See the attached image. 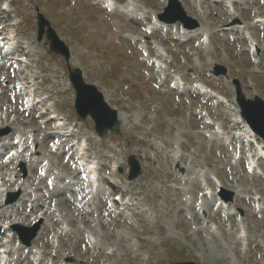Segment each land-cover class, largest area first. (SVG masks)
Wrapping results in <instances>:
<instances>
[{
  "label": "rangeland",
  "instance_id": "obj_1",
  "mask_svg": "<svg viewBox=\"0 0 264 264\" xmlns=\"http://www.w3.org/2000/svg\"><path fill=\"white\" fill-rule=\"evenodd\" d=\"M135 1L139 2L140 8L133 19L121 12L109 14L102 4L96 5L99 0H16L10 8L11 14H0V42L4 40L3 32L13 29L17 33L19 51L31 47L30 56L39 65L31 67L32 75L38 78L39 94L50 95L55 110L77 127V140L66 142L67 147L49 137L52 128L42 127L39 111L24 112L23 98L15 91L5 92L11 87L10 83L16 81L17 73L9 70L6 59H0V129L9 127L8 136H23L27 140V150L36 152L40 158L34 168L28 158L20 156L12 160L9 168L24 183L21 201L26 206L19 211L17 207L5 209L4 213L0 210L2 222L30 227L38 215L44 214L42 233L34 242L44 253L45 260L40 264H174L189 261L264 264V164L260 166L261 175L248 172L243 146L232 137L233 132L241 131L240 125L231 122L237 112L228 114L224 108H216L214 99L208 100L207 96H199L193 91L183 94L173 91L166 80L172 81L171 74L181 71L187 86L202 82L236 107L231 81L212 75L214 65L221 64L230 69V78L238 75L245 85L250 81L253 85L256 83L257 91L264 95V76L261 72L248 71L259 67L264 72V33L255 27L246 32L261 47V56L256 58L250 52L251 42L245 33L234 35L232 32L221 37L212 34L229 21V17L222 12V5L216 3L221 0H203L202 9L207 13L206 21L202 22L204 30L211 33L210 46L202 45V36L178 41L177 36L184 30L180 25L171 26L166 33L159 31L150 36L169 54L167 63L171 66L168 71L171 76L162 80L150 63L145 62L137 43H143L142 37H146L143 27L149 23L139 19L144 12L141 7H148L151 19L163 11L168 0ZM180 1L188 15L197 18L195 0ZM250 1L235 0L233 4L238 15L248 21V26L253 9L264 8L259 0L253 7ZM36 7L70 46L72 67H81L86 81L97 85L108 103L122 114L120 133L100 139L94 122L90 118L83 121L77 116L67 63L50 53L45 42H37ZM13 23L18 26H12ZM133 35L140 41L132 42L127 37ZM234 36L236 44L229 41ZM148 47L157 57L158 51L150 44ZM161 83L166 85L161 86ZM245 93L249 98L255 91H250L247 85ZM205 111L217 122L215 126L223 129L221 137L216 136L215 126L203 119ZM5 112L9 113L8 118H4ZM82 137L89 140L90 160L100 168L101 188L94 194L86 190L87 176L84 173L78 175L75 149L70 147ZM12 141L5 139L2 144L9 146ZM68 148L73 151L65 153ZM238 153L242 154V160L235 159ZM131 155L139 159L142 166V174L134 181H128ZM9 159L10 156H0L2 174L8 170ZM22 163L27 169L26 178ZM115 163L123 173L118 171L110 185L105 173L109 164L114 166ZM46 170L56 178L54 185L51 184L53 180L45 176ZM213 176L222 181L225 189L236 193L228 210L219 208L218 199L206 195L209 188L213 193L216 191ZM18 186H11L7 193L18 192ZM7 193L0 196L3 207ZM118 194L123 198L131 196V199L128 203L109 205L113 203V195ZM258 197L259 209L253 200ZM127 204L132 207L128 208ZM122 206L126 210L124 213L119 212ZM239 209L243 210V215ZM62 224L70 232L61 234L60 247L54 251L52 239ZM243 226L245 233L241 232ZM88 235L96 243L94 247L88 244ZM2 237L7 238L0 232V245ZM19 245L20 242L15 241V253ZM15 258L13 253L10 264H36L34 256L23 249L19 260Z\"/></svg>",
  "mask_w": 264,
  "mask_h": 264
},
{
  "label": "water",
  "instance_id": "obj_2",
  "mask_svg": "<svg viewBox=\"0 0 264 264\" xmlns=\"http://www.w3.org/2000/svg\"><path fill=\"white\" fill-rule=\"evenodd\" d=\"M168 11L173 15L171 18H166L169 22H174L175 20H182L184 22L191 21L187 18L186 13L182 8L177 6H170ZM40 19V38L43 34L44 26L47 25V22L44 20L43 16L39 17ZM190 28H195L196 23L192 25H187ZM49 39L52 41V49L56 52L63 53L67 58H69L68 49L65 48L64 44L60 42L57 36L49 31ZM225 71L219 67L216 70V75L224 74ZM73 84L77 92L76 108L80 116L84 119L88 115H91L96 122V130L100 136L107 134V130L119 131V124L117 121V112L109 108V106L104 102V97L101 93L98 92V89L95 85H87L83 81L81 73L78 71L71 74ZM245 108V116L251 123L252 127L264 138V104L259 101L257 104H249L242 102ZM130 165L132 171L129 175V180H133L138 177L141 173L140 165L135 161L134 158L131 159ZM232 194H229L230 200H232ZM37 230L35 229L32 234L28 237L27 244H30V241L36 236ZM182 264H195L193 262L182 263Z\"/></svg>",
  "mask_w": 264,
  "mask_h": 264
},
{
  "label": "bare ground",
  "instance_id": "obj_3",
  "mask_svg": "<svg viewBox=\"0 0 264 264\" xmlns=\"http://www.w3.org/2000/svg\"><path fill=\"white\" fill-rule=\"evenodd\" d=\"M131 6H132V8L130 9V10H127L125 13H130V12H132L134 9H135V3L134 2H131ZM230 7H233V5H231ZM236 28H242V30H245V28H243V27H232V28H230L229 30H227V31H231V30H234V29H236ZM201 34H204V33H200V34H198V35H201ZM197 35V36H198ZM204 35H206V36H208L207 35V33L206 34H204ZM131 38H133V39H135L136 40V38L135 37H133V36H131ZM209 46V45H208ZM164 52V51H163ZM180 78H182V76L180 75ZM182 80V79H181ZM195 90H198V89H195ZM216 96V95H215ZM222 98H219V100H221ZM120 119H122L123 120V117H122V115L120 114ZM4 139H8V140H13V141H15V144H14V149H15V152H16V154L15 155H19V154H23L24 156H29V162L31 163V164H33V163H35L34 162V158L33 157H31L32 155H37V154H33V152H30V153H28V154H26V151H27V148H28V146H27V144H25V143H22L23 141L21 140V139H19L18 137L16 138V137H13V136H8V137H6V138H4ZM86 153V152H85ZM94 166V165H93ZM91 167V169H93V172H92V174H91V177L95 180L96 178H97V175H98V173H97V169H96V167H95V169H94V167ZM13 175V176H12ZM14 175H16V173L15 172H11V173H9L7 176H12V179L10 180L12 183H14L15 185L16 184H19V186L18 187H22V186H24V183H21L17 178H16V176H14ZM99 180V179H98ZM89 184H91L90 183V181H89ZM243 229H244V227H243Z\"/></svg>",
  "mask_w": 264,
  "mask_h": 264
}]
</instances>
